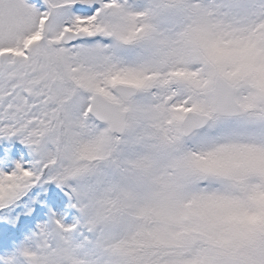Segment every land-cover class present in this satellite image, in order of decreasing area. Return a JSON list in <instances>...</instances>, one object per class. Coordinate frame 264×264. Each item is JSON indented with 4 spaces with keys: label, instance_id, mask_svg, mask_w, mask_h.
Here are the masks:
<instances>
[{
    "label": "snow or ice",
    "instance_id": "snow-or-ice-1",
    "mask_svg": "<svg viewBox=\"0 0 264 264\" xmlns=\"http://www.w3.org/2000/svg\"><path fill=\"white\" fill-rule=\"evenodd\" d=\"M22 145L0 264H264V0H0Z\"/></svg>",
    "mask_w": 264,
    "mask_h": 264
},
{
    "label": "rangeland",
    "instance_id": "rangeland-1",
    "mask_svg": "<svg viewBox=\"0 0 264 264\" xmlns=\"http://www.w3.org/2000/svg\"><path fill=\"white\" fill-rule=\"evenodd\" d=\"M22 148L24 149L23 151L15 154V155H8L7 159H0V168L8 169V168H14L17 161H28L33 159L31 150L27 145H22ZM38 197L34 198V203L38 202ZM27 215H30L31 213H26ZM47 215L44 217V221L47 220ZM44 221H37L33 226H32V231L37 230V226L39 223L44 222ZM26 235H31V232L27 233ZM25 237H22L21 239H24ZM19 264H26V261L24 260L23 257L20 258Z\"/></svg>",
    "mask_w": 264,
    "mask_h": 264
}]
</instances>
